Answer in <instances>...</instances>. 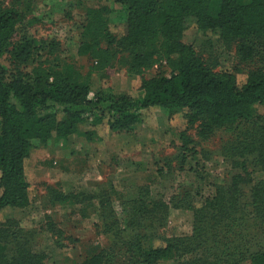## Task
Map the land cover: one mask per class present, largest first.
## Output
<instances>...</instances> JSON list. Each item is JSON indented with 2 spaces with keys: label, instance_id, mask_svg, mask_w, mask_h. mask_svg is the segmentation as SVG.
Listing matches in <instances>:
<instances>
[{
  "label": "trees",
  "instance_id": "1",
  "mask_svg": "<svg viewBox=\"0 0 264 264\" xmlns=\"http://www.w3.org/2000/svg\"><path fill=\"white\" fill-rule=\"evenodd\" d=\"M112 3L126 13L121 32L115 36L111 29L109 7L87 8L77 53L92 63L94 72H103L126 54L127 71L138 78L139 99L103 91L92 94L87 76L70 64L38 63L26 71L37 48L29 38L15 41L25 13L17 6L0 5V215L6 208L24 210L32 204L27 169L36 146L52 138L65 140L84 123L128 135L157 109L169 120L180 116L187 128L197 126L201 139L233 127L234 147L240 145L231 158L236 174L198 206L186 194L166 203L141 187L123 204L119 218L109 198L100 195L95 209L107 247L76 264H264V181H252L253 174L264 172V123L253 115L254 108H264V67L238 82L236 74L209 68L181 41L188 30L206 31L236 42L240 60L249 62L256 44H264V0ZM5 56L11 69L1 63ZM161 62L170 69L168 75L143 77ZM179 141L182 160L195 154L186 130ZM52 193V203L80 206V218L88 217L81 195ZM171 209L192 213L189 236L161 238ZM36 236L13 219L1 221L0 264H43Z\"/></svg>",
  "mask_w": 264,
  "mask_h": 264
},
{
  "label": "rangeland",
  "instance_id": "2",
  "mask_svg": "<svg viewBox=\"0 0 264 264\" xmlns=\"http://www.w3.org/2000/svg\"><path fill=\"white\" fill-rule=\"evenodd\" d=\"M0 5L17 6L25 13L24 25L15 41L29 38L37 48L26 71L38 63L70 64L87 76L92 94L103 91L140 98L138 78L131 77L127 71L126 54L119 56L103 72H94L92 63L77 53L79 27L86 9L109 7L110 26L118 36L126 15L123 7L114 5L112 0H0ZM181 41L209 68L236 74L238 82H243L248 72L264 67V44L261 43L256 44L253 59L242 62L236 42L223 41L209 32L188 30ZM1 63L7 69L12 68L9 56ZM157 72L168 75L170 69L161 62L145 71L143 77ZM253 115L264 123V108H254ZM184 130L195 154H188L182 160L179 134ZM236 134L233 127H225L201 139L197 126L187 128L180 116L169 120L167 113L157 109L128 135H115L94 129L88 123L80 124L75 134L67 139L58 142L52 138L45 146L32 149L27 178L33 202L24 210L4 209L0 222L13 219L20 228L33 231L37 235L36 251L45 256L43 264L81 263L108 244V238L100 232L95 209L100 195L109 198L119 218L123 204L141 187L148 188L153 199L167 203L174 196L186 194L198 206L214 196L217 186L226 185L236 174L231 160L236 152L233 148H240L239 143L234 147ZM252 181L254 184L264 181V172L253 174ZM52 191L81 195L88 217L80 218V206L61 207L52 203ZM49 224L55 227L52 229ZM191 230L192 213L171 209L159 233L161 238L169 239L189 236Z\"/></svg>",
  "mask_w": 264,
  "mask_h": 264
}]
</instances>
